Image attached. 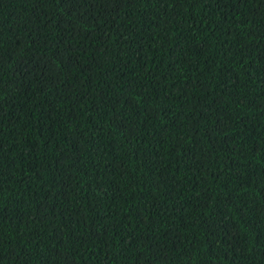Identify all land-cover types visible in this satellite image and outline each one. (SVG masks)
<instances>
[{
  "label": "trees",
  "instance_id": "trees-1",
  "mask_svg": "<svg viewBox=\"0 0 264 264\" xmlns=\"http://www.w3.org/2000/svg\"><path fill=\"white\" fill-rule=\"evenodd\" d=\"M0 264H264V0H0Z\"/></svg>",
  "mask_w": 264,
  "mask_h": 264
}]
</instances>
